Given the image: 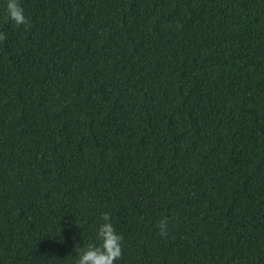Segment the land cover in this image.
<instances>
[{"label": "trees", "instance_id": "trees-1", "mask_svg": "<svg viewBox=\"0 0 264 264\" xmlns=\"http://www.w3.org/2000/svg\"><path fill=\"white\" fill-rule=\"evenodd\" d=\"M0 12V264H264V0H20ZM168 219L167 234L157 224Z\"/></svg>", "mask_w": 264, "mask_h": 264}, {"label": "clouds", "instance_id": "clouds-1", "mask_svg": "<svg viewBox=\"0 0 264 264\" xmlns=\"http://www.w3.org/2000/svg\"><path fill=\"white\" fill-rule=\"evenodd\" d=\"M0 12L16 25L27 22L20 0H0ZM102 222L95 231V241L79 249L75 264H114L121 256L122 236L115 230L108 212L102 213ZM160 235L167 234L168 219L163 217L157 224Z\"/></svg>", "mask_w": 264, "mask_h": 264}]
</instances>
